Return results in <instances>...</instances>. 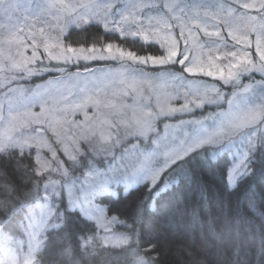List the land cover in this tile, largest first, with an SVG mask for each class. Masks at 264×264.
<instances>
[{
  "label": "snow or ice",
  "instance_id": "6c2138e0",
  "mask_svg": "<svg viewBox=\"0 0 264 264\" xmlns=\"http://www.w3.org/2000/svg\"><path fill=\"white\" fill-rule=\"evenodd\" d=\"M19 6L20 0H0V17L13 19ZM81 8L85 13L72 23L83 20L87 27L86 16L98 17L105 32L134 41L142 50L111 40L99 46L65 41V17ZM0 47L5 61L25 74L21 81L56 73L34 85L18 82L7 88L0 97V133L25 135L37 147L45 145L53 157L62 150L73 166L104 176L98 183L102 200L119 201L112 185L129 183L124 173L130 159L159 158L144 177L145 191L153 195L169 182L178 186L175 174L187 171L200 151L211 152V160H198L202 168L223 167L228 190L254 177L257 165L264 175V0H52L23 26L0 20ZM68 64H75V71H68ZM73 95L71 115L82 117L79 126L85 133L80 142L65 135L67 102ZM103 124L123 127L126 149L106 171L94 172L87 141ZM173 145L178 150L168 151ZM59 166L69 173L64 160ZM137 182H142L139 177ZM123 195L126 199L128 191ZM252 210L257 211L254 203ZM11 223L0 229V242Z\"/></svg>",
  "mask_w": 264,
  "mask_h": 264
},
{
  "label": "trees",
  "instance_id": "16d2710c",
  "mask_svg": "<svg viewBox=\"0 0 264 264\" xmlns=\"http://www.w3.org/2000/svg\"><path fill=\"white\" fill-rule=\"evenodd\" d=\"M25 5L20 0L13 19L0 17V20L23 26ZM41 7V3H36L33 11L26 15H38ZM56 13L53 9V14ZM63 39L72 45L95 42L97 46L102 41H119L117 34L105 32L101 24L94 21L87 27L84 24L70 26ZM119 42L142 50L134 41ZM51 66L56 67L55 62ZM80 66L83 67V62ZM76 67L70 64L67 69L71 72ZM54 75L56 73L52 72L22 81L19 79L22 75H18V81L0 88V95L18 82L34 85ZM35 154L34 149L18 148L0 152V229L11 219L8 237L15 241L27 230L26 219L43 194L45 176L39 172ZM199 159L207 162L211 160V153L200 151L198 159L187 165V171L175 174L178 186L169 182L168 188L159 194L147 193L146 184L142 183L130 187L126 199L121 187L117 192L119 201L102 200L104 194L96 197L110 216L121 221L120 229L129 238L127 244L119 247L106 246L96 240L90 242L97 225L79 209L71 208L62 195L56 213L59 225L45 229L36 264H264V252H261L264 248V175L259 166L254 177L235 190H228L223 183V167L219 170L202 168ZM64 163L69 168L67 159ZM253 203L257 211L252 210Z\"/></svg>",
  "mask_w": 264,
  "mask_h": 264
},
{
  "label": "rangeland",
  "instance_id": "374dc122",
  "mask_svg": "<svg viewBox=\"0 0 264 264\" xmlns=\"http://www.w3.org/2000/svg\"><path fill=\"white\" fill-rule=\"evenodd\" d=\"M23 1L26 3L24 7L26 14L29 11H33V6L36 3H41L43 6L46 2H52V0H45V2L44 0H21V2ZM64 2L76 3L77 0H64ZM100 2L104 3L105 0H100ZM55 11L57 12V10ZM16 12L17 11L13 12V17L16 15ZM84 13L85 10L81 8L78 9L77 12L67 15L65 17V20L68 23L67 28L72 25L84 24L83 20L78 23L71 22L77 15ZM26 14L24 13L26 22H31L37 17V15H33V13ZM56 14L59 13L57 12ZM86 19H90V22H99L98 17L91 18L86 16ZM3 52L4 49L0 47V85L5 87L11 81H18L20 79L17 78L18 75L23 76L25 74L18 72L7 63L4 59ZM45 63H48L47 59L44 60V64ZM69 65L70 64L66 66L69 67ZM14 77L16 78L15 80L13 79ZM16 86L17 85H14L12 87ZM3 93L0 97H2ZM75 99V95L70 96L67 102L69 105V115L64 128L68 141L80 142L85 133L84 129L79 126L82 122V117L79 114L75 116L71 115V105ZM2 107L3 114L5 118H7V104H4ZM185 119H188V117H185ZM123 134L124 129L119 125L110 128L107 124H103L95 128L94 134H92L89 141H87L92 145L89 151H92L93 157L96 161V164L92 165V170L94 172L106 171L110 164L115 163L113 160L114 156L119 160L121 153L126 149V142L123 140ZM109 135H111V139L105 140L104 137ZM117 138H120V143L115 142ZM236 140L239 142V136H237ZM65 147H70V145L66 144ZM212 147L215 148L217 146ZM16 148L20 150L34 149L39 172L45 176V181L43 184V194L38 199L40 201L36 204V208L30 212L26 219L27 230L24 235L17 241L13 240L12 237L7 236L2 242H0V264H36V255L41 248L42 241L44 240L45 229L49 226L59 225V221L56 219V213L59 207V199L62 195H65V199L71 208H77L81 213H88L89 218L97 225V232L93 238H90V242L91 240H96L103 245L115 247L125 245L129 242L127 234L120 229L122 225L121 221L115 216H110L106 207L95 200L99 194H103L102 191L98 190V183L104 181V176H90L89 168H86L83 165L73 166L70 161V171L65 175L63 169L59 166L60 160L66 159L62 150L53 157L47 151L45 145L41 144L37 147L36 144L31 143L25 135L11 132L0 133V152ZM177 150L178 148L176 145H173L168 149V151ZM158 161L159 158H153L148 162L137 159L126 160L125 163L128 166V172L124 173V179H127L129 183H114L111 191L117 193L118 188L121 187L125 192L132 186L142 183L147 184V180L144 178L145 176H150L147 169L150 167H156ZM137 177H139L142 182L138 183Z\"/></svg>",
  "mask_w": 264,
  "mask_h": 264
}]
</instances>
